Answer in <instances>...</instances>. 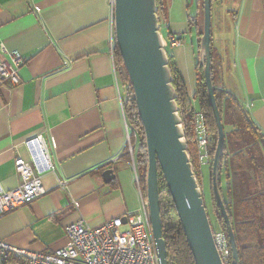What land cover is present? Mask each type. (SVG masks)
I'll list each match as a JSON object with an SVG mask.
<instances>
[{"label": "crops", "instance_id": "0c3cea01", "mask_svg": "<svg viewBox=\"0 0 264 264\" xmlns=\"http://www.w3.org/2000/svg\"><path fill=\"white\" fill-rule=\"evenodd\" d=\"M187 15L196 16L197 28L188 27ZM199 17L197 0H170L164 24L168 34L183 35L168 53L196 109ZM111 40V0H0V49L25 56L20 83L0 86V185L10 189L22 182L14 156L28 158L21 145L26 138L41 134L53 164L41 174L42 194L0 216V238L6 242L51 249L67 243L69 221L81 218L97 226L139 211L141 197L125 154V93ZM211 45L215 85L236 97L264 142V0H216ZM208 165L209 172L207 165L200 168L205 203ZM106 167L115 173L109 181L101 176ZM0 264L28 260L9 254L6 260L0 256Z\"/></svg>", "mask_w": 264, "mask_h": 264}, {"label": "water", "instance_id": "95a60500", "mask_svg": "<svg viewBox=\"0 0 264 264\" xmlns=\"http://www.w3.org/2000/svg\"><path fill=\"white\" fill-rule=\"evenodd\" d=\"M156 9V0H112L114 39L133 89L144 132L147 151L145 197L152 234L160 264H168L160 215V167L195 264H224L213 240L202 187L196 179L186 150L168 55L163 46ZM210 41L211 0H203L198 61L202 66L208 103L217 127V141L210 169L211 191L229 239V264H240L233 227L218 185L219 161L225 132L211 77ZM114 175L112 167L101 171L105 181H109ZM122 219L125 221L126 216Z\"/></svg>", "mask_w": 264, "mask_h": 264}, {"label": "trees", "instance_id": "16d2710c", "mask_svg": "<svg viewBox=\"0 0 264 264\" xmlns=\"http://www.w3.org/2000/svg\"><path fill=\"white\" fill-rule=\"evenodd\" d=\"M215 1L211 0V10ZM156 5L159 24L161 22H167L169 0H156ZM197 8L202 16L203 0H197ZM195 17L187 15V24L190 29L197 28ZM201 32L202 26H199L197 29L198 41ZM198 50L199 44L197 43V53ZM167 55L168 66L172 74V84L176 93L175 100L186 140V150L192 163L193 172L201 186L202 173L196 156L192 122V101L187 94L184 81L176 71L171 55L168 52ZM113 58L125 93L122 103L127 124L135 130L137 135V148L134 162L137 166L136 170H138V180L142 183L143 190L145 191L147 151L144 132L137 112L133 89L115 42L113 45ZM213 59L211 45V77L214 86V95L221 113L223 126L227 124L232 125V129H224L225 140L219 161L218 185L233 227L240 264H264L263 136L236 97L215 85ZM195 73L197 78L196 95L199 97L200 109L203 110L206 117L209 134V150L213 155L217 141V127L212 108L208 103L202 66L198 60L195 63ZM125 154L130 157L128 148H126ZM138 168L142 171H139ZM158 189L162 235L166 243L168 264H195L160 167H158ZM209 194L211 209L218 222V228L225 229L223 218L212 195L211 180ZM8 256L4 260L8 259ZM11 257L19 259V257L15 256Z\"/></svg>", "mask_w": 264, "mask_h": 264}, {"label": "built area", "instance_id": "2783aa9c", "mask_svg": "<svg viewBox=\"0 0 264 264\" xmlns=\"http://www.w3.org/2000/svg\"><path fill=\"white\" fill-rule=\"evenodd\" d=\"M182 36L173 32H170L167 37L162 34L164 48L182 43ZM113 45L114 42L111 40L112 55ZM0 50L1 53L3 52L0 54V86L19 84L18 69L25 61V56L16 49L6 50L2 47ZM192 122L197 162L201 168L212 161L208 127L203 110L193 108ZM126 136L137 183L138 175L134 164L137 135L127 123ZM21 145L25 147L28 158L25 159L19 154L15 155L14 165L23 175V180L10 189L0 185V216L18 205L33 201L42 194L45 189L41 174L53 168L41 134L24 139ZM63 184L64 181L60 180V185ZM138 192L141 197V207L136 213H127L125 221L122 216L117 215L97 226H89L81 218L74 219L65 225L67 243L46 250L18 247L0 238V256L2 259L9 254L25 256L28 264H160L148 216L146 197L139 186ZM212 235L221 261L229 264L231 248L226 230L212 228Z\"/></svg>", "mask_w": 264, "mask_h": 264}, {"label": "rangeland", "instance_id": "374dc122", "mask_svg": "<svg viewBox=\"0 0 264 264\" xmlns=\"http://www.w3.org/2000/svg\"><path fill=\"white\" fill-rule=\"evenodd\" d=\"M170 1V0H169ZM216 3H218V2H216ZM225 5H222V10H225ZM191 9H193V6H191ZM167 21H168V19H167ZM165 24V22H161L160 23V32L163 34V36L164 37H167L168 36V28L164 25ZM199 26H202V16H201V14H200V17H199ZM170 47L171 46H168V47H166V51L167 52H169V50H170ZM127 148V147H126ZM136 148H137V144L135 145V147H134V157L136 156ZM129 155H130V153H129ZM130 158H131V155H130ZM134 161H135V159H134ZM135 164V163H134ZM135 167H136V169H137V166H136V164H135ZM206 168H204V169H207L208 170V172H209V165L207 164V166H205ZM139 169V168H138ZM141 169H139V171H140ZM142 171V170H141ZM136 172L138 173V170H136ZM138 175V174H137ZM139 176V175H138ZM207 177H208V173H207V175H206ZM207 179V178H206ZM137 185L139 186V188H140V190L144 193V195H145V191L143 190V186H142V183L140 182V180H138L137 179ZM206 189H207V184H206ZM207 193H208V189H207ZM207 204H206V207H207V211H208V214H209V218H210V222H211V226H212V228L213 229H215V228H218V222H217V220H216V218L214 217V214H213V212H212V209H211V205H210V201L209 202H206Z\"/></svg>", "mask_w": 264, "mask_h": 264}]
</instances>
